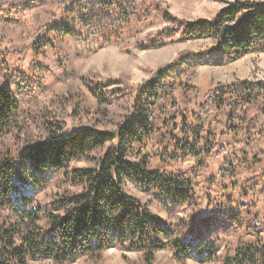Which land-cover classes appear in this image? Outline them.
I'll use <instances>...</instances> for the list:
<instances>
[{"label":"trees","instance_id":"trees-1","mask_svg":"<svg viewBox=\"0 0 264 264\" xmlns=\"http://www.w3.org/2000/svg\"><path fill=\"white\" fill-rule=\"evenodd\" d=\"M144 1L72 0L66 20L79 25L84 33L66 22H52L46 29L82 44L92 38L102 46L120 43L133 21L150 19V9H142ZM150 1L160 13L163 3ZM163 19L168 26L153 41L138 44L139 48H161L166 35L177 32L181 40L212 39L215 45L207 52H182L177 61L155 70L152 80L137 86L130 95L129 111L116 131L88 126L68 131V119L81 111L76 102L71 113L41 112L42 139L6 143L4 136L17 124L21 103L7 85H0V209L19 221L0 227V264H28L29 260L65 264L88 255L97 257L116 247L142 254L147 264L155 261L157 252L171 248L175 258L182 261L191 257L195 242L202 239L204 229H209L214 222L240 223L234 212H226L223 216L197 218L190 223L182 221L176 230L158 218L148 204L130 195L125 187L127 182H133L142 191H154L158 198L172 204L192 199V186L184 173L152 172L147 158H142L143 146L155 134L154 107L172 96L176 84L166 81L183 64L224 66L250 53H264V1L236 0L212 20L190 22L176 18L166 9ZM36 44L42 51L54 47L46 39H39ZM6 55L0 50V72L6 69ZM12 79L19 93H33L39 87L24 72H13ZM121 84L105 80L96 82L91 89L101 105H110L125 95H121L119 86L111 90L112 85ZM258 101L263 104L260 112L264 115V81L220 84L206 95L198 113L207 118L215 110L228 111L227 125H231L235 111L246 114L245 107ZM15 136V139L19 137ZM200 141L199 134H195L193 146L180 149L197 161L202 156H211L215 150L216 157L227 152L218 144L210 149L201 148ZM76 161L93 165L74 169L71 163ZM234 175L231 164L220 171L224 179ZM55 179L64 189L47 206L41 207L28 192L43 190ZM217 253L214 245L203 243L195 254L201 261H210ZM236 257L239 264H264V245L260 250L241 249Z\"/></svg>","mask_w":264,"mask_h":264},{"label":"rangeland","instance_id":"rangeland-1","mask_svg":"<svg viewBox=\"0 0 264 264\" xmlns=\"http://www.w3.org/2000/svg\"><path fill=\"white\" fill-rule=\"evenodd\" d=\"M71 1L0 0V50L7 53V66L0 72V85H7L21 103L17 124L4 136L6 143L42 139L41 112L60 115L66 110L71 113L77 104L81 111L75 118L68 119V131L82 126L116 131L129 111L130 95L137 86L152 80L155 70L177 61L182 52H207L215 45L212 39L181 40L177 32L167 34L161 48H139L138 44L153 41L155 35L168 26L163 19L165 9L176 18L190 22L212 20L236 0H155L163 3L160 13L156 11V4L151 5V1L146 0L142 9H150V19L133 21L123 40L108 46H102L94 38L82 44L46 29L52 22H66L84 33L79 25L66 20ZM39 39L48 40L54 47L37 49ZM15 71L24 72L37 83L36 91L17 92L12 79ZM175 74L166 81L176 84L172 96L154 107L155 134L143 146L142 158H147L152 172L184 173L192 186L193 197L185 203L172 204L158 198L154 191H142L130 181L125 189L176 230L182 221L190 223L197 218L223 216L226 212H234L240 220L239 224L216 221L209 229H204L191 257L179 261L174 250L168 248L157 252L152 264H239L236 260L239 250H260L264 245V115L260 112L263 104L258 101L245 107L246 114L235 111L231 125H227L228 111L215 110L203 118L198 110L206 95L220 84L264 81V53H250L224 66L191 62L183 64ZM105 80L122 82L112 85L111 90L119 86L121 95L125 94L110 105H101L91 89L96 82ZM195 134H199L201 148L210 149L218 144L227 149L226 154L216 157L215 150L211 156H202L200 161L186 155L180 148L193 146ZM228 164L232 165L235 175L224 179L220 171ZM92 165L71 163L74 169ZM63 189L61 182L55 179L45 189L28 193L34 195L38 205L45 207ZM18 222L13 214L0 209V227ZM203 243L218 248L216 258L201 261L196 257V249ZM28 264L58 263L29 260ZM65 264L147 263L142 254L116 247L100 256L88 255Z\"/></svg>","mask_w":264,"mask_h":264}]
</instances>
